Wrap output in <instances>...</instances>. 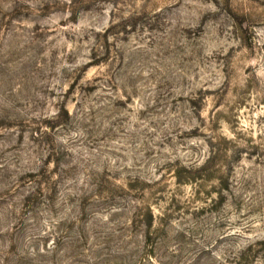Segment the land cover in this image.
I'll return each instance as SVG.
<instances>
[{"label":"rangeland","instance_id":"obj_1","mask_svg":"<svg viewBox=\"0 0 264 264\" xmlns=\"http://www.w3.org/2000/svg\"><path fill=\"white\" fill-rule=\"evenodd\" d=\"M10 236L0 263L264 264V0H0Z\"/></svg>","mask_w":264,"mask_h":264},{"label":"trees","instance_id":"obj_2","mask_svg":"<svg viewBox=\"0 0 264 264\" xmlns=\"http://www.w3.org/2000/svg\"><path fill=\"white\" fill-rule=\"evenodd\" d=\"M25 198H26V204H27V202L29 201V198L28 197H25ZM16 229H17V227L14 224V225H11L10 227L4 229L2 232H6L7 235H8L9 233L15 231ZM79 236H80V238H83L84 239V237L81 235V232L79 233ZM12 240H13V238L10 236L9 242L6 241L7 244L8 243L9 244H12L11 247H10V245H5V250L8 247H10V249H12V250L11 251H6V252H5V250H3V251L0 252V255L3 254V253H6V257H7L8 255H10L11 253H13L16 250V247L12 243ZM49 248H50L49 246H41V248L40 249H37V251L36 250L35 251L30 250V251L33 252L34 255H36L38 257H41V258H44L43 260L38 261L40 264H59L58 261H57V259H56L57 258V254L54 255V257H56V258H54V261H50V260L47 261L46 260V257H47L48 254H53L54 253L53 249H56L57 248V245L54 244L52 250L49 249ZM15 254H17L18 260H16L14 264H22V259L19 258V257L20 256L23 257L24 255H30L31 253H29L26 249H21V252H19V253L16 252ZM78 254H80V255H77L76 256L77 259H74V261H72V262L70 261L71 263L70 262H67L65 264H99V263H97V260H99L100 257H93L92 258V257H90L91 255L88 256V255H83L81 253H78ZM84 259H87V260L84 261ZM110 262H112V261L109 260V259H107V261H105L103 264H110ZM31 263L32 264H35L34 261L31 262ZM0 264H10V262H9V260L7 258H5V259L3 258V261ZM226 264H230V263L229 262H226Z\"/></svg>","mask_w":264,"mask_h":264}]
</instances>
